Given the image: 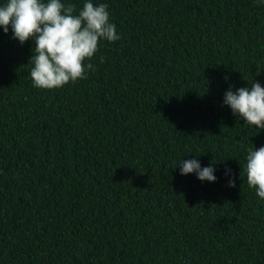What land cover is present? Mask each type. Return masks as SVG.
Returning a JSON list of instances; mask_svg holds the SVG:
<instances>
[{
  "label": "trees",
  "instance_id": "obj_1",
  "mask_svg": "<svg viewBox=\"0 0 264 264\" xmlns=\"http://www.w3.org/2000/svg\"><path fill=\"white\" fill-rule=\"evenodd\" d=\"M93 3L121 39L62 88L34 87L33 42L0 28V264H264V199L239 177L264 130L223 105L264 87V5ZM182 159H215L216 181Z\"/></svg>",
  "mask_w": 264,
  "mask_h": 264
},
{
  "label": "clouds",
  "instance_id": "obj_2",
  "mask_svg": "<svg viewBox=\"0 0 264 264\" xmlns=\"http://www.w3.org/2000/svg\"><path fill=\"white\" fill-rule=\"evenodd\" d=\"M257 3L264 5V0ZM108 8L107 3L94 4L93 0H84L79 9L62 0H5L0 4V28L4 34L11 30V38L21 45L33 42L28 61L31 82L37 89L53 90L87 79L88 71H95L89 61L99 51L100 41L121 39ZM232 89L224 93L223 105L245 124L264 130V87L256 81L250 87ZM215 163L213 159L201 167L196 159H182L177 166L181 175L195 173L200 181L215 182ZM230 173L226 168L225 174ZM239 177H246L248 187L264 199V146L247 150ZM228 186L236 187L235 178L229 179Z\"/></svg>",
  "mask_w": 264,
  "mask_h": 264
}]
</instances>
